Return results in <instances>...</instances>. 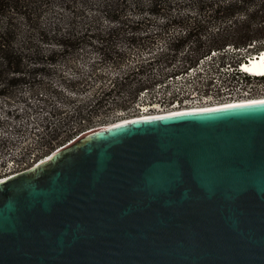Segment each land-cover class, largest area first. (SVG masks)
Listing matches in <instances>:
<instances>
[{"label":"water","instance_id":"95a60500","mask_svg":"<svg viewBox=\"0 0 264 264\" xmlns=\"http://www.w3.org/2000/svg\"><path fill=\"white\" fill-rule=\"evenodd\" d=\"M0 264H264V100L98 125L0 180Z\"/></svg>","mask_w":264,"mask_h":264},{"label":"trees","instance_id":"16d2710c","mask_svg":"<svg viewBox=\"0 0 264 264\" xmlns=\"http://www.w3.org/2000/svg\"><path fill=\"white\" fill-rule=\"evenodd\" d=\"M152 27L157 29L151 31ZM171 28L187 32L170 33ZM162 39L174 51L154 55L149 46ZM254 42L248 50L264 49V0H0V101L29 103L15 96L21 88L33 93L52 89L69 101V92L80 94L94 87L88 77L95 76L96 101L90 108L85 111L87 105L81 103L62 123L46 124L40 133L41 143L53 149L108 122L95 118V108L106 103L116 111L126 108L149 86V77L139 73L149 74L150 62L111 78L99 73L103 64L124 67L132 50H140V55L149 53L166 61L181 55L192 65L212 49L227 44L243 48ZM188 44L193 52L180 54ZM90 52L97 58L86 72L73 64ZM60 64L71 72L63 73ZM51 76L57 80L50 82ZM71 121L75 123L70 125Z\"/></svg>","mask_w":264,"mask_h":264},{"label":"built area","instance_id":"2783aa9c","mask_svg":"<svg viewBox=\"0 0 264 264\" xmlns=\"http://www.w3.org/2000/svg\"><path fill=\"white\" fill-rule=\"evenodd\" d=\"M173 30L187 32L184 28H171L170 33H173ZM162 42L165 45L155 50L156 52L174 51L167 41L162 40ZM255 43L243 48L227 44L223 48L212 49L200 56L192 65L181 55L169 61L157 56L149 57L146 60L150 62L149 74L139 73L143 78L149 77V86L140 91L138 99L131 105L118 109L115 120L100 125L116 123L128 117L160 115L176 110L213 108L264 97V74L251 72L244 67L246 62L250 63L253 58L264 53V49L248 50L252 49ZM246 50L248 51L242 54L241 58L230 60L226 55L229 51L238 53ZM186 52H193L190 44L186 45L180 54ZM88 130L79 133L74 139ZM58 146L50 149L41 143L38 137L35 141L22 146L18 153H13L10 150L12 148L6 145L4 147L6 149L0 152V180L42 162ZM7 152L9 155L3 157Z\"/></svg>","mask_w":264,"mask_h":264},{"label":"rangeland","instance_id":"374dc122","mask_svg":"<svg viewBox=\"0 0 264 264\" xmlns=\"http://www.w3.org/2000/svg\"><path fill=\"white\" fill-rule=\"evenodd\" d=\"M157 28L152 27L151 31H155ZM163 40V39H162ZM159 40L155 44H150V50H158L161 46L165 44ZM133 49V48H132ZM138 49V47H135ZM137 50L133 53V50L125 62V66L118 68L112 63H105L99 69V73L105 78L115 77L122 75L124 72L129 69H136L141 63L147 62L146 60L153 56L152 54L140 55ZM241 53H234V51H229L226 55L230 58H241ZM156 55V51L155 54ZM236 55V56H235ZM97 58V55L93 52L88 53L84 58H78L74 60L73 64L80 66L85 72L88 69V66ZM234 59V60H235ZM60 68L63 69L62 72L67 73L71 72L70 69H67L63 64H60ZM137 70V69H136ZM91 81V85L94 87H86L84 91H81L80 94L68 93L71 100H63L57 95L54 90L49 89H37L31 92L27 88H21L14 92L15 96H21L24 99H27L29 103L16 102L13 104L6 105L4 102L0 101V152H3L4 147L9 146L13 153H18L22 146L29 144L31 141H35L37 137L40 136V133L48 126H53L55 122L62 123L66 116L74 114L76 107L84 103L87 106H84L85 111L90 108V104H93L96 101V97L93 96L92 91L95 90V76L88 77ZM50 82L57 80V77H52L48 79ZM89 84V85H90ZM54 107L61 108L60 112H56ZM94 109V108H93ZM95 118H106L108 122L116 119L117 111L116 108L112 107L111 104L106 103L100 108H95L94 110ZM52 122L53 124H51ZM75 121H71L70 125L74 124ZM114 124L110 123L108 125ZM95 127V126H94ZM90 129V128H89ZM2 141L5 142L4 147H2ZM8 148V147H7ZM8 156L9 153L3 155V157Z\"/></svg>","mask_w":264,"mask_h":264},{"label":"bare ground","instance_id":"6f19581e","mask_svg":"<svg viewBox=\"0 0 264 264\" xmlns=\"http://www.w3.org/2000/svg\"><path fill=\"white\" fill-rule=\"evenodd\" d=\"M244 67L246 69L250 70L251 72H254V73H257V74H264V53L261 56L253 58L250 63L246 62L244 64ZM260 100H264V97H261V98H258V99H254V100L253 99L252 100H245V101H240V102H236V103L220 105V106H226V105H232V104H241V103L243 104V103H248V102H256V101H260ZM206 109H208V108H206ZM191 110H201V109H191ZM183 111H185V110H183ZM183 111L182 110H176V111H172V112L165 113V114H172V113L183 112ZM155 115L157 116V114H155ZM160 115H162V114H160ZM145 116H147V115H144L143 117H145ZM149 116H154V115H149ZM137 118H139V117H135V118L128 117V118H124L123 120L122 119H120V120H122V121H124V120H133V119H137Z\"/></svg>","mask_w":264,"mask_h":264}]
</instances>
